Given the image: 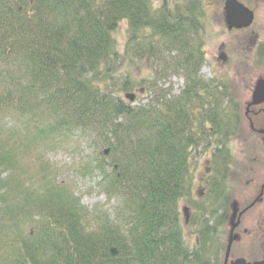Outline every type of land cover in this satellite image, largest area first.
<instances>
[{
  "label": "trees",
  "instance_id": "16d2710c",
  "mask_svg": "<svg viewBox=\"0 0 264 264\" xmlns=\"http://www.w3.org/2000/svg\"><path fill=\"white\" fill-rule=\"evenodd\" d=\"M202 17L200 0H0V176L34 144L76 136L100 151L91 162L98 189L115 200L110 210H87L60 183L12 201L0 178V264H220L208 245L213 228L200 229L190 250L179 214L191 191V152L218 136L217 177L229 163L234 123L220 106L194 116L197 107L188 105L204 87L206 101L212 97L199 75ZM122 22L125 55L178 73L184 89L177 98L151 83V100L133 108L98 85L118 60L114 35ZM4 118L10 131H2Z\"/></svg>",
  "mask_w": 264,
  "mask_h": 264
},
{
  "label": "rangeland",
  "instance_id": "374dc122",
  "mask_svg": "<svg viewBox=\"0 0 264 264\" xmlns=\"http://www.w3.org/2000/svg\"><path fill=\"white\" fill-rule=\"evenodd\" d=\"M203 17L201 19L199 32L202 36L203 45V63L200 68V78L205 84L214 81L219 86L226 85L227 98H223L221 108L225 113H231L237 110V105H242L249 100L250 90L244 91L245 87H249L248 82H254L257 78H264V63L252 64L249 68V74L238 76L233 70H227L225 67L219 66L216 62L218 43L224 40L220 37V24L216 3L213 0H200ZM126 23H121L114 35L115 55L117 61L111 60L109 62L110 68L113 70L110 80L99 81L98 85L106 88L112 92V96L124 100L125 93H134L136 95L135 102L131 105L133 107L147 104L151 100L150 92L147 90L151 83H156L161 90L169 91V98H177L184 88V80L178 73H171L169 68L162 71L157 70L156 64L146 58H135L131 52L127 55L125 53L129 48L126 47ZM151 31L143 32V38H148ZM127 49V50H126ZM112 58V57H111ZM113 58V59H114ZM160 78V80H158ZM127 86L128 91H122V88ZM225 87V86H224ZM158 92V91H157ZM159 93V92H158ZM210 105H213L211 101ZM15 119V117H13ZM19 118V117H17ZM16 118V121H17ZM3 132L10 131L12 127L9 121L11 119H3ZM46 121H50L47 117ZM261 123L260 126L264 130V117L257 120ZM236 134L226 143V148L229 149V167L231 173L235 172L236 167H244V169L254 166L250 162L251 158H257L264 161V149L261 144H258L259 139L256 135L249 134L246 125L238 126ZM84 138L73 137L62 138L60 135H55L48 139V144L37 143L35 147L29 148V151L24 152L20 159L16 162V168L9 173H3L0 178L8 182L10 196L14 199L12 201H19L24 195V190L31 192L35 196L36 191H47L51 189V185L62 184L67 191H70L74 197L79 201L80 206L87 210L94 208L101 210H110L115 206V200L108 199L100 189H98V177L93 169L91 162L97 157L100 151L95 150L84 141ZM260 143V142H259ZM216 145L211 146L214 149ZM218 147V145H217ZM192 191L186 201H181L179 204V212L182 217V208L188 207L191 210L190 223L184 230V242L190 249L194 248L196 241H198L197 231L205 227L212 229L211 253H215L216 248H220V244H225L228 228L226 222L218 227L220 222L216 218V208H214L211 198L206 195L205 190L200 185L207 177L210 166V151L199 147L195 153L192 154ZM191 161V162H192ZM261 164V162L259 163ZM262 166V164L260 165ZM256 167V166H255ZM264 167V166H263ZM19 171H18V170ZM233 171V172H232ZM234 174V173H233ZM240 174L233 175L234 177ZM246 174V173H245ZM202 179V180H201ZM241 183L235 184L228 176L225 187L228 190V197L233 201L240 200L242 196L249 195L251 188L245 186L246 179L240 178ZM208 191V190H207ZM202 209L213 212L210 216ZM256 212H258L256 210ZM219 215V213L217 214ZM255 225V223H254ZM24 233L30 232L29 227L23 229ZM247 241V240H246ZM251 241V239H250ZM252 251H244L247 259L261 258L262 253L255 245ZM237 258L234 249L231 250L230 261ZM219 259L222 261V252L220 249Z\"/></svg>",
  "mask_w": 264,
  "mask_h": 264
},
{
  "label": "flooded vegetation",
  "instance_id": "af4514ba",
  "mask_svg": "<svg viewBox=\"0 0 264 264\" xmlns=\"http://www.w3.org/2000/svg\"><path fill=\"white\" fill-rule=\"evenodd\" d=\"M213 1L216 3V9L219 15L218 18L221 27L220 37H222V39L223 35L225 37L223 41L221 40L218 43V56L216 62L219 66L227 68L228 71L233 70L238 76L251 73L249 72V68L252 67V64L258 65L259 63H264V0H235L252 13V23L249 27L231 30L226 28L224 21L223 8L226 0ZM254 84L255 81L248 82L249 87L244 85V91L250 90L247 92H250L251 95ZM215 89L216 92L219 93L222 90V86L216 87ZM250 103L251 96L248 101L244 102L243 111L241 109L242 105L238 104L239 125L240 127L241 124L246 125L249 134L256 135L259 139L258 144H262L264 147V143H262L264 135L260 133L262 132L261 123L257 122L260 117H264V103L252 107ZM203 104L204 103L201 101L198 102L199 109L196 110V114H193L194 116H199L203 113L204 110L201 111L200 109L204 108L202 106ZM189 105H192V103H189ZM213 105L219 106L220 101L215 100ZM186 113L188 112L186 111ZM189 113L191 112L189 111ZM196 124L197 123H195V130H198L199 125L197 124L196 126ZM236 131H238L237 128ZM250 162L254 166H250L246 169L238 166L235 168V172L232 171L234 174L230 171L228 175V178L235 182V184L241 183L240 178L244 177L246 179L244 183L245 186L251 188L250 196L244 195L240 200L233 201L229 197L220 198L210 194V192H212L211 188H215L216 186L223 188L222 183L224 182L226 184L227 178L223 181L221 179L215 180L209 171L205 181L203 179L201 183L202 189L205 190L206 195L208 194L211 200H224L225 204L227 202L230 216L233 212L231 211V206L229 208V203H236L235 221H237L238 225L233 233L236 239H234L232 243V249H234L237 255L236 259H247L244 251H252L251 249L254 245L253 241H255V245H258L264 257V161L262 162L257 158H251ZM260 162L262 166H260ZM238 172H240V174L234 177L233 175ZM256 210L258 212H256ZM220 213L223 214L221 211ZM220 226L218 222V227Z\"/></svg>",
  "mask_w": 264,
  "mask_h": 264
},
{
  "label": "water",
  "instance_id": "95a60500",
  "mask_svg": "<svg viewBox=\"0 0 264 264\" xmlns=\"http://www.w3.org/2000/svg\"><path fill=\"white\" fill-rule=\"evenodd\" d=\"M225 21L229 29L247 27L252 20V15L241 5L237 4L233 0H228L225 5ZM125 99L133 102V95H125ZM264 102V80H258L255 84L254 91L252 94V105H258ZM233 215L229 218V236L227 241V246L224 254V264H227L231 245L233 240L236 239L233 236V232L237 227V223H235V213H236V205H232ZM186 210L184 211V214ZM186 216V215H185ZM112 256L116 255V251L114 249L110 250ZM229 264H264V260L256 261L252 263L246 262L244 259H237L235 261L230 262Z\"/></svg>",
  "mask_w": 264,
  "mask_h": 264
}]
</instances>
